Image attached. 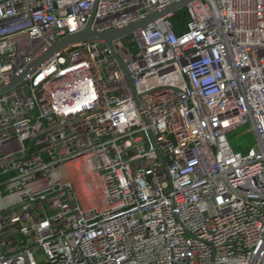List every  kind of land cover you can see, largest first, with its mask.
I'll list each match as a JSON object with an SVG mask.
<instances>
[{"label": "built area", "instance_id": "obj_1", "mask_svg": "<svg viewBox=\"0 0 264 264\" xmlns=\"http://www.w3.org/2000/svg\"><path fill=\"white\" fill-rule=\"evenodd\" d=\"M181 1L0 0V85ZM185 10L0 95V264H264V0Z\"/></svg>", "mask_w": 264, "mask_h": 264}, {"label": "water", "instance_id": "obj_2", "mask_svg": "<svg viewBox=\"0 0 264 264\" xmlns=\"http://www.w3.org/2000/svg\"><path fill=\"white\" fill-rule=\"evenodd\" d=\"M193 1L194 0H183L179 3L166 6L162 10H159L150 16L144 17L138 22L123 28L111 30L103 34L95 33L92 30V23L96 12L95 8L87 27L83 31L67 35L49 45L31 64L27 65L16 78L0 85V95L6 94L20 86L28 76L37 72L50 58L54 56H60L64 50L71 46L87 42H103L108 47H111L113 41L122 39L135 32L146 29L150 24L156 22L157 20L185 9L186 6Z\"/></svg>", "mask_w": 264, "mask_h": 264}, {"label": "rangeland", "instance_id": "obj_3", "mask_svg": "<svg viewBox=\"0 0 264 264\" xmlns=\"http://www.w3.org/2000/svg\"><path fill=\"white\" fill-rule=\"evenodd\" d=\"M231 146L242 154H247L252 148H256V141L249 127L244 126L236 129L228 136Z\"/></svg>", "mask_w": 264, "mask_h": 264}, {"label": "trees", "instance_id": "obj_4", "mask_svg": "<svg viewBox=\"0 0 264 264\" xmlns=\"http://www.w3.org/2000/svg\"><path fill=\"white\" fill-rule=\"evenodd\" d=\"M188 21L187 11L184 9L178 12L175 17L173 18V23L178 32L184 30L185 23Z\"/></svg>", "mask_w": 264, "mask_h": 264}]
</instances>
